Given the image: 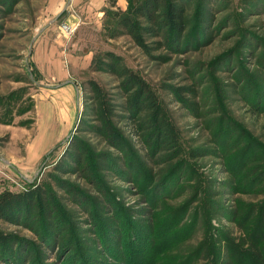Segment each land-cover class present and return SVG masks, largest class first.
I'll return each instance as SVG.
<instances>
[{
	"label": "rangeland",
	"instance_id": "rangeland-1",
	"mask_svg": "<svg viewBox=\"0 0 264 264\" xmlns=\"http://www.w3.org/2000/svg\"><path fill=\"white\" fill-rule=\"evenodd\" d=\"M69 4L0 0V194L27 195L5 203L0 264H235L253 227L263 252L264 0H186L150 56L100 24L61 32ZM106 52L154 116L92 69Z\"/></svg>",
	"mask_w": 264,
	"mask_h": 264
},
{
	"label": "trees",
	"instance_id": "trees-1",
	"mask_svg": "<svg viewBox=\"0 0 264 264\" xmlns=\"http://www.w3.org/2000/svg\"><path fill=\"white\" fill-rule=\"evenodd\" d=\"M106 1L107 7L102 9L101 16V37L104 40H112L122 35L127 36L145 56H150L151 52L157 51L162 46L164 47L162 42L157 40L163 31L169 33L173 43H175L181 38L186 28L184 16L187 5L186 0H126L125 9L117 7L114 0ZM105 59L108 62L104 61ZM92 69L97 71L103 70L119 78L121 80V87L124 88V85L129 87L128 99L134 108L152 116L156 114L158 105L154 94L135 73L121 66L116 56L106 52L103 60L97 59L92 64ZM88 82L91 93L99 99L98 86L92 80ZM100 107L102 110L101 117L103 125L107 130H110L105 122L107 120L108 110L103 105ZM160 137L159 140L165 139L163 135ZM160 142L163 143L164 141ZM68 193L72 196L71 192L68 191ZM16 197L17 200L21 201L27 195L18 197L12 195L11 192H3L0 194V218L2 217L1 214L6 215L9 212L8 209L10 206L8 207L5 203H8ZM25 202L27 204L24 205L29 209L32 202L28 199ZM260 220L264 224V217ZM257 233L259 234L258 230H254L253 227L247 235V241L244 242L245 249L243 245L240 247L233 245L230 248L231 257L232 254H235L237 255V259H239L235 264H244V262L248 264H264V251L262 252L258 247L259 241L257 239ZM69 250L67 249L65 253H68ZM139 263L134 262L132 264Z\"/></svg>",
	"mask_w": 264,
	"mask_h": 264
},
{
	"label": "crops",
	"instance_id": "crops-1",
	"mask_svg": "<svg viewBox=\"0 0 264 264\" xmlns=\"http://www.w3.org/2000/svg\"><path fill=\"white\" fill-rule=\"evenodd\" d=\"M55 1H58L59 3L60 0ZM114 1L117 7H119L120 9H125L126 0ZM68 7L70 8L71 13H67V15L65 16L66 23L64 24L75 25V29H77L75 30L76 35L78 34L79 39L80 34H85L86 38V36L90 32H92V25L94 26L93 29H95V32L97 31L98 33V25L100 24L101 27L102 9L107 7L106 0H70V4ZM63 35L65 37V34Z\"/></svg>",
	"mask_w": 264,
	"mask_h": 264
},
{
	"label": "built area",
	"instance_id": "built-area-1",
	"mask_svg": "<svg viewBox=\"0 0 264 264\" xmlns=\"http://www.w3.org/2000/svg\"><path fill=\"white\" fill-rule=\"evenodd\" d=\"M59 28L61 32L70 36L75 31L76 26L70 24H61Z\"/></svg>",
	"mask_w": 264,
	"mask_h": 264
},
{
	"label": "water",
	"instance_id": "water-1",
	"mask_svg": "<svg viewBox=\"0 0 264 264\" xmlns=\"http://www.w3.org/2000/svg\"><path fill=\"white\" fill-rule=\"evenodd\" d=\"M0 160H2V159H0Z\"/></svg>",
	"mask_w": 264,
	"mask_h": 264
}]
</instances>
